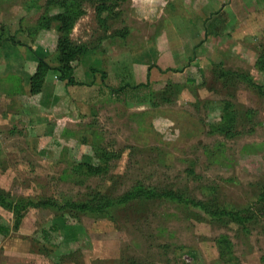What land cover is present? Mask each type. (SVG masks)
I'll return each instance as SVG.
<instances>
[{
	"label": "rangeland",
	"instance_id": "rangeland-1",
	"mask_svg": "<svg viewBox=\"0 0 264 264\" xmlns=\"http://www.w3.org/2000/svg\"><path fill=\"white\" fill-rule=\"evenodd\" d=\"M0 43V264H264V0H0Z\"/></svg>",
	"mask_w": 264,
	"mask_h": 264
},
{
	"label": "trees",
	"instance_id": "trees-1",
	"mask_svg": "<svg viewBox=\"0 0 264 264\" xmlns=\"http://www.w3.org/2000/svg\"><path fill=\"white\" fill-rule=\"evenodd\" d=\"M105 10L106 9H104L103 7H99L98 13L101 15L105 12ZM55 19L59 21L61 20V23L63 24L62 27L59 28V31L62 35L59 37V43L56 49L61 54L60 65L57 68H53L45 58L36 55L38 65L29 80V92L33 96L41 94L44 91L46 79L51 70H55L59 73L58 79L60 81H64L68 85H78V82L75 80L74 77L71 63L74 62L78 58V54L84 52L85 49L81 46L74 44L68 38V36L63 34L66 31L65 28H68V26H66L67 23L64 20L65 18L61 15H58L55 17ZM9 40L12 41V43L15 45H24L13 38H10ZM94 72L95 70L93 69L92 73ZM102 75L105 76L106 74L103 72ZM247 234H249V232Z\"/></svg>",
	"mask_w": 264,
	"mask_h": 264
},
{
	"label": "crops",
	"instance_id": "crops-1",
	"mask_svg": "<svg viewBox=\"0 0 264 264\" xmlns=\"http://www.w3.org/2000/svg\"><path fill=\"white\" fill-rule=\"evenodd\" d=\"M92 72V71H91ZM64 82V81H63ZM70 86H73V85H70Z\"/></svg>",
	"mask_w": 264,
	"mask_h": 264
}]
</instances>
